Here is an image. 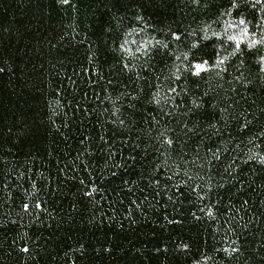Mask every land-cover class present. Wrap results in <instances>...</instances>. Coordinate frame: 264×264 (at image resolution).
Here are the masks:
<instances>
[{"label":"trees","instance_id":"trees-1","mask_svg":"<svg viewBox=\"0 0 264 264\" xmlns=\"http://www.w3.org/2000/svg\"><path fill=\"white\" fill-rule=\"evenodd\" d=\"M0 264H264V0H0Z\"/></svg>","mask_w":264,"mask_h":264},{"label":"snow or ice","instance_id":"snow-or-ice-1","mask_svg":"<svg viewBox=\"0 0 264 264\" xmlns=\"http://www.w3.org/2000/svg\"><path fill=\"white\" fill-rule=\"evenodd\" d=\"M201 66L200 65H197V68H200Z\"/></svg>","mask_w":264,"mask_h":264},{"label":"rangeland","instance_id":"rangeland-1","mask_svg":"<svg viewBox=\"0 0 264 264\" xmlns=\"http://www.w3.org/2000/svg\"><path fill=\"white\" fill-rule=\"evenodd\" d=\"M201 67H202V66H201ZM201 67H200V68H201Z\"/></svg>","mask_w":264,"mask_h":264}]
</instances>
